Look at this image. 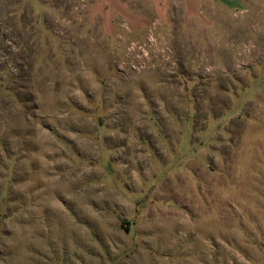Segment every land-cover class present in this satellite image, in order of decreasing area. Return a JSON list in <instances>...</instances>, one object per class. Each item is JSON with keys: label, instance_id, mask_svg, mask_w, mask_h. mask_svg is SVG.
Listing matches in <instances>:
<instances>
[{"label": "rangeland", "instance_id": "1", "mask_svg": "<svg viewBox=\"0 0 264 264\" xmlns=\"http://www.w3.org/2000/svg\"><path fill=\"white\" fill-rule=\"evenodd\" d=\"M106 1L0 0V264H264V0Z\"/></svg>", "mask_w": 264, "mask_h": 264}, {"label": "crops", "instance_id": "2", "mask_svg": "<svg viewBox=\"0 0 264 264\" xmlns=\"http://www.w3.org/2000/svg\"><path fill=\"white\" fill-rule=\"evenodd\" d=\"M105 2V3H107V1L106 0H102V2ZM160 1L161 0H155V1H153L152 2V4L153 5H158L159 3H160ZM128 2V1H127ZM188 2H189V4H188ZM129 3V2H128ZM125 4H127L126 2H125ZM124 4V6H125V17H127L126 19L122 16V15H120V14H118V13H116V12H114L112 9H110L107 5H105L104 3H102V5H100L101 6V8H103V10H102V12H104L106 15H105V18L106 19H108L109 21H111L112 20V18L115 16L117 19H124L125 21H129V19H131L132 21H133V19L132 18H130L127 14L129 13V14H131L132 15V13L130 12L131 10H130V8L129 7H126V5ZM200 4V2H198V0H191V1H187V5H193V6H197V5H199ZM101 12V13H102ZM133 16V15H132ZM134 18V21L136 22L137 20H138V17H136V16H134L133 17Z\"/></svg>", "mask_w": 264, "mask_h": 264}]
</instances>
